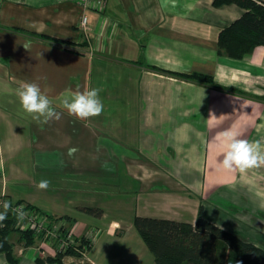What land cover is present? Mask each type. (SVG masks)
Wrapping results in <instances>:
<instances>
[{"label":"crops","instance_id":"crops-1","mask_svg":"<svg viewBox=\"0 0 264 264\" xmlns=\"http://www.w3.org/2000/svg\"><path fill=\"white\" fill-rule=\"evenodd\" d=\"M213 1L106 0L97 10L80 0H0V199L60 218L90 242L62 264H119L110 249L132 260L147 248L136 217L194 224L200 208L264 250V166L223 169L219 139L234 129L264 149V45L242 58L220 53V31L244 10ZM24 82L54 107L65 90L99 88L103 113L81 120L57 107L60 120L37 124L10 91ZM10 240L14 264H59L45 261L56 241ZM0 264L12 263L0 254Z\"/></svg>","mask_w":264,"mask_h":264},{"label":"trees","instance_id":"trees-1","mask_svg":"<svg viewBox=\"0 0 264 264\" xmlns=\"http://www.w3.org/2000/svg\"><path fill=\"white\" fill-rule=\"evenodd\" d=\"M230 3L237 4L244 12L220 31L218 51L232 58H242L254 47L264 45V1H213L215 6ZM153 69L187 79L213 83L210 76L200 73L182 74ZM38 214L43 215L39 211ZM48 218L51 222L60 220V218ZM16 223L17 217L10 213L3 222H0V254H4L12 264L15 260L12 256L13 244L10 238L14 233L19 235L25 246L36 245L40 241V237L34 234L33 229L20 230L16 227ZM134 227L154 256L155 264H264L262 248L205 220L202 217V208L194 224L169 219L136 217ZM88 243L85 237H73L64 247L58 248L54 257H46L45 261L62 264L65 256L80 258L88 249Z\"/></svg>","mask_w":264,"mask_h":264},{"label":"clouds","instance_id":"clouds-1","mask_svg":"<svg viewBox=\"0 0 264 264\" xmlns=\"http://www.w3.org/2000/svg\"><path fill=\"white\" fill-rule=\"evenodd\" d=\"M171 4L176 6V0H164V6ZM191 10V9H189ZM27 49L28 45H23ZM6 87V86H5ZM18 99L19 106L23 113L30 117L37 124L44 125L53 120L61 119V112L57 107L65 110L69 116L77 119L87 120L99 116L103 113L104 105L100 98L101 89L89 87L83 91L65 90L57 97L58 103L54 107L53 100L41 91L40 86L35 82H24L17 88L10 90ZM219 139L225 147L221 165L225 170H236L245 172L249 169L264 166V149L259 141H249L242 138V134L234 129H226L220 133ZM78 148L71 147L67 155L73 157ZM48 180H41L37 184L39 189L49 187ZM3 211H0V222L7 218L9 209L12 205L8 201L2 203ZM17 212L18 218L23 219L22 210L12 209ZM220 227V225L218 226Z\"/></svg>","mask_w":264,"mask_h":264},{"label":"built area","instance_id":"built-area-1","mask_svg":"<svg viewBox=\"0 0 264 264\" xmlns=\"http://www.w3.org/2000/svg\"><path fill=\"white\" fill-rule=\"evenodd\" d=\"M106 0H80L84 7L91 6L94 9L101 10L105 4ZM87 17L83 16L81 20V25L86 27ZM4 199H0V209L3 210L2 203ZM12 209L22 210L24 213V218L19 219L17 212ZM8 213L15 215L17 217L16 227L20 230L31 228L35 235H38L40 241L42 242H52L56 241L59 244V248L64 247L70 240L74 237V234L68 230L61 222L49 221V218L38 214V211L25 204L19 203L12 206ZM66 228V230L64 228ZM63 229V230H62ZM90 243V242H89ZM88 243V244H89Z\"/></svg>","mask_w":264,"mask_h":264},{"label":"rangeland","instance_id":"rangeland-1","mask_svg":"<svg viewBox=\"0 0 264 264\" xmlns=\"http://www.w3.org/2000/svg\"><path fill=\"white\" fill-rule=\"evenodd\" d=\"M102 235L104 236L105 233L103 232ZM109 254H111L110 257L112 259L118 258L119 264H122V263H126V264H145V263H150L151 262L150 258L151 257L153 258L152 253L147 248L143 249V253L138 254V256L134 255V257L132 258V260L135 258L134 261H132L129 256L126 257V255L119 256L118 254H114V251L112 249H110ZM112 263H114V262L112 261Z\"/></svg>","mask_w":264,"mask_h":264}]
</instances>
